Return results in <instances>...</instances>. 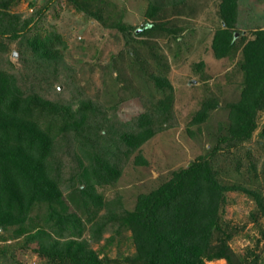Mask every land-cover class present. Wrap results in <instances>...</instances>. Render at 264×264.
<instances>
[{
    "label": "trees",
    "instance_id": "trees-1",
    "mask_svg": "<svg viewBox=\"0 0 264 264\" xmlns=\"http://www.w3.org/2000/svg\"><path fill=\"white\" fill-rule=\"evenodd\" d=\"M11 1L0 0V37L17 40L23 36L18 33V17L8 12ZM237 1L222 0L219 5L221 26L211 43L217 59L230 57L239 46L234 31ZM153 8L147 12L151 18ZM28 24L25 21L20 31ZM162 29V24L146 23L136 34L151 37ZM168 32L176 34L177 30ZM58 38L51 33L43 39L25 40L38 70L28 89L18 84L12 67L0 69V231L12 239L23 235L26 243L35 242L34 252L51 263L103 264L89 242L98 241L106 221L119 220L135 247L124 259L127 264H206L213 260L246 264L247 258L235 255L229 246L233 228L223 220L222 212L226 193L236 192L254 202L255 210L250 213L254 222L264 217V169L262 181L253 187L259 178L256 163L249 160L243 173L238 162L230 172L239 180L226 184L220 174L228 171H220L202 157L173 172L151 192L140 194L132 211L116 214L111 208L114 202H104L95 188L114 186L122 157L129 158L154 136V116L143 113L132 123L116 125L96 101L81 97L73 109V103L37 93L34 86L57 76L60 57L48 48ZM241 53L239 99L228 105L227 135L208 157L223 146L249 141L257 128L258 113L264 110V29L254 32ZM149 79L158 91L171 90L165 78L151 75ZM166 94L157 101L156 113L169 112L172 95ZM216 107L215 102L204 103L192 122L203 123ZM260 137L258 144L263 146L264 127ZM85 160L88 165L84 166ZM135 163L145 164L139 155ZM64 188L69 189L65 200ZM108 205L107 215L98 218L99 210ZM87 231L89 239L84 238Z\"/></svg>",
    "mask_w": 264,
    "mask_h": 264
},
{
    "label": "rangeland",
    "instance_id": "rangeland-1",
    "mask_svg": "<svg viewBox=\"0 0 264 264\" xmlns=\"http://www.w3.org/2000/svg\"><path fill=\"white\" fill-rule=\"evenodd\" d=\"M221 1L10 2L8 12L18 17V33L23 39L0 37V69L12 67L23 89L31 86L38 72L25 40L35 36L43 39L52 33L59 37L48 48L60 57L56 63L57 76L34 86L37 93L51 100L73 103V109L78 107L76 100L81 97L96 101L116 125L132 123L143 113L154 116V136L129 158L122 157L120 176L114 186L95 188L104 202H114L111 208L116 214L132 211L140 194L151 192L170 179L173 172L202 157L220 171H228L227 175L223 171L219 176L226 184L239 180L230 172L238 162L246 173L249 160L256 163L259 175L253 187L262 181L264 145L258 142L264 127V110L258 113L257 128L249 141L231 148L222 145L214 156L208 157L219 139L227 135L228 105L239 99L243 81L239 67L242 48L253 39L256 30L264 29V0H238L234 31L239 46L230 57L215 58L211 43L221 26ZM150 6L156 10L152 18L147 15ZM25 21L29 24L20 31ZM146 23L162 24L166 30L151 37L138 36L136 32ZM172 29L177 33L168 32ZM151 75L165 78L171 90L158 91L149 79ZM165 93L172 95L170 110L156 113V103ZM208 101L215 102L217 107L208 112L203 123H193L192 119ZM138 155L145 164L135 163ZM83 165L88 162L85 160ZM68 190H63L64 200ZM109 207L99 210L98 218L107 215ZM254 210V202L248 196L228 192L222 218L233 228L228 243L235 255L246 257V264H264V217L254 222L250 218ZM9 235L0 231V264H60L37 255L36 243H26L23 235L15 239ZM84 238L89 239V231ZM89 243L90 249L104 259L103 264H127L125 257L135 252L130 232L119 226V220L106 221L98 241ZM206 264L227 263L213 260Z\"/></svg>",
    "mask_w": 264,
    "mask_h": 264
}]
</instances>
